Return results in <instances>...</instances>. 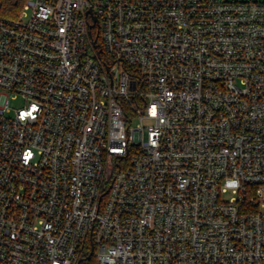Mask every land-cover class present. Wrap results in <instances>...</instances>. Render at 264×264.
<instances>
[{
    "label": "built area",
    "instance_id": "obj_1",
    "mask_svg": "<svg viewBox=\"0 0 264 264\" xmlns=\"http://www.w3.org/2000/svg\"><path fill=\"white\" fill-rule=\"evenodd\" d=\"M5 1L0 264H264V0Z\"/></svg>",
    "mask_w": 264,
    "mask_h": 264
},
{
    "label": "trees",
    "instance_id": "obj_2",
    "mask_svg": "<svg viewBox=\"0 0 264 264\" xmlns=\"http://www.w3.org/2000/svg\"><path fill=\"white\" fill-rule=\"evenodd\" d=\"M18 3H20V0H6L5 15L12 16L14 14V9H16L18 6Z\"/></svg>",
    "mask_w": 264,
    "mask_h": 264
},
{
    "label": "rangeland",
    "instance_id": "obj_3",
    "mask_svg": "<svg viewBox=\"0 0 264 264\" xmlns=\"http://www.w3.org/2000/svg\"><path fill=\"white\" fill-rule=\"evenodd\" d=\"M257 1H262V0H257ZM24 106V103L22 102L21 98L16 99V100H12L11 101V107L18 109Z\"/></svg>",
    "mask_w": 264,
    "mask_h": 264
},
{
    "label": "water",
    "instance_id": "obj_4",
    "mask_svg": "<svg viewBox=\"0 0 264 264\" xmlns=\"http://www.w3.org/2000/svg\"><path fill=\"white\" fill-rule=\"evenodd\" d=\"M88 14H91V15L93 16V20H94L95 22L98 21V18H97L96 16L93 15L92 10H89Z\"/></svg>",
    "mask_w": 264,
    "mask_h": 264
}]
</instances>
